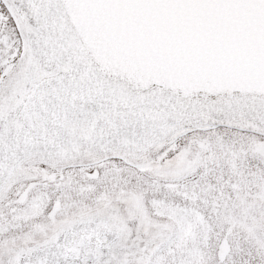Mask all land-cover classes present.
<instances>
[{
	"label": "snow or ice",
	"instance_id": "1",
	"mask_svg": "<svg viewBox=\"0 0 264 264\" xmlns=\"http://www.w3.org/2000/svg\"><path fill=\"white\" fill-rule=\"evenodd\" d=\"M0 264H264V0H0Z\"/></svg>",
	"mask_w": 264,
	"mask_h": 264
}]
</instances>
